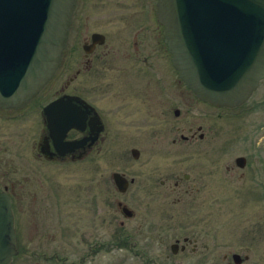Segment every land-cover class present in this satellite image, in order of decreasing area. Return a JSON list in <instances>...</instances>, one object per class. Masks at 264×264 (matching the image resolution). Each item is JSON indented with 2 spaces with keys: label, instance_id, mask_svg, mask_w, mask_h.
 <instances>
[{
  "label": "flooded vegetation",
  "instance_id": "af4514ba",
  "mask_svg": "<svg viewBox=\"0 0 264 264\" xmlns=\"http://www.w3.org/2000/svg\"><path fill=\"white\" fill-rule=\"evenodd\" d=\"M157 3L158 0H77L69 26L66 48L54 78L26 104L18 107L0 106L1 123H18L22 120L27 121L28 118L32 119L30 122L34 125L33 136L36 135L31 142L29 155L26 156L24 149L22 157L24 164L27 161V165L33 169L34 179L30 182L29 179H26L29 176L23 174V178L16 181L15 179L18 178H13L11 170L7 169L11 178H8V175L4 173L1 174L5 184L0 185V190L6 191L11 196L14 214L17 213V190L20 189V203L26 199L27 191L31 192L32 203L36 211H43L45 215H48L49 225L54 229L53 237L55 235L60 243H64L65 239L76 240L74 231L70 229V225H67L64 216L65 204L71 193H73L74 199L79 200L85 206L89 207L91 203L96 206L99 215L98 224L106 223L104 213L106 200L101 198V194L106 196V178L105 173L102 172L101 165L103 164L101 162L105 161L107 150L121 149L124 139L127 140L129 137L132 140L135 139L133 131L125 130L127 119L138 121V116L142 114L149 117L151 102L156 96H162L161 94L168 99L167 104L171 101L177 104L168 108L173 111L175 116H179L182 109L185 110L186 91L191 90L188 89L172 63V54L166 41L164 25L158 20ZM123 8L132 10V13ZM115 16L118 24L116 23L114 26V28L117 27L114 29V33L119 34L118 28H120V32L123 27L131 29V34L127 37L128 45H120L117 48L110 43L108 33L110 31L95 28L96 22H100L106 17ZM126 63L130 66H124ZM107 70H117L119 77L102 78ZM170 72L175 76L173 83L170 81ZM92 75L95 77L91 78ZM63 80V85L61 84L62 86L58 89ZM172 86L173 88H171ZM261 87L262 80L244 104L221 111L232 120L247 117L256 111L259 112L258 117L261 118L262 97L252 100ZM113 89L114 92L116 90V94L108 97V93ZM193 95L196 96L194 93ZM56 100H61L65 105L66 121L56 118L64 110L52 111L50 115L45 110L47 105ZM134 101L141 102H139L140 108L144 106V111L140 114L134 109ZM215 107L219 110L218 106ZM160 111L165 112V109L161 108ZM219 114L221 115V112ZM62 122L67 123L69 128L63 136L61 145L58 146L52 134L51 125L60 129ZM203 129V125L200 124L196 130L190 126L189 135L184 133V129L181 132L182 128H178L177 131L180 132L181 140L184 142H194L198 138L205 139L206 132ZM257 130L256 135L262 137V125ZM129 133L131 135L127 136ZM24 134L26 133L23 132V134L15 136L20 139ZM14 139L11 134L2 133L0 147H3V143H5L6 152L10 151V145L14 144ZM175 142L176 139H174ZM256 144L260 146L262 141H258ZM215 148L217 151L218 148ZM20 149H14L15 154L19 153ZM134 150H137L135 155L133 154ZM215 151L214 153L211 151V157L217 153ZM131 153L135 159H139L141 154L140 150L135 147L131 149ZM5 155L6 153L0 155V163L4 162L7 167L11 166V163L16 165ZM14 157L20 160L18 154ZM14 157L12 158L15 160ZM240 158L243 159L239 160L237 157L240 165H246L247 158L245 156ZM201 164V162L198 164V170L195 172L190 168H184L181 172L182 176L176 175V181L170 190L171 193L178 194L173 204H179L184 209V216L190 213L187 211L189 208H194V217H199L201 215L200 207L203 203L199 199L204 193L202 190L209 186L213 187L210 184L211 179L205 177L209 172L214 175V162L209 167L207 165L202 167ZM16 166L19 168L18 165ZM53 166L59 169L69 167L82 169L86 172L93 170L96 176L93 178L86 176L83 183L76 187L64 185V179H58L57 176L49 174L45 170V168ZM116 172L119 171L112 173V180L118 191L122 194L131 192V197L135 200V208L123 201H117L118 211L122 212L125 217H137L147 212L145 220L147 221L149 217L152 218V212L148 210L155 198L153 190L155 180L148 178L140 183L137 177L129 178L126 173L120 172L127 180L121 189L115 179ZM204 172L207 174L205 175ZM13 180L17 183H13ZM77 181L79 182V180ZM28 182L31 183L29 187H27ZM160 183L161 186L166 187L167 178L160 180ZM132 185H136L137 188H132L130 191ZM164 194L165 198L169 195L167 192ZM145 198L147 199L146 203ZM126 206L129 208L127 211L125 210ZM171 209H165V211L172 213ZM144 210L146 212H143ZM171 217H175V214L173 213ZM94 222L92 221V223ZM89 224L90 222H86L85 226H82L83 228L78 231L79 239L85 246V251L78 256H75L74 252L63 253L59 248H53L50 252L33 249L31 253H28L27 247L21 245L17 229L18 256L28 253L53 264H89L94 262L108 247H114L117 250L126 248L140 264H174V262H165L149 252L143 247L141 240L133 231L122 227L123 222H120L121 228L117 229L115 237L110 239L100 238L102 235L97 233L96 225ZM200 242L199 237L195 235H184L183 243H181V239L177 238L172 245V251L177 253L179 249L187 250L190 245L195 251Z\"/></svg>",
  "mask_w": 264,
  "mask_h": 264
},
{
  "label": "rangeland",
  "instance_id": "374dc122",
  "mask_svg": "<svg viewBox=\"0 0 264 264\" xmlns=\"http://www.w3.org/2000/svg\"><path fill=\"white\" fill-rule=\"evenodd\" d=\"M126 10L132 13V10ZM116 23L118 24L116 16L106 17L100 22H96L95 28L110 31L108 32L110 43L116 48L120 45H128L127 37L131 34V29L123 27L120 32V28H118L119 34H116V32L114 33V29H117V27L114 28ZM124 66L130 65L126 63ZM90 77L93 78L95 75ZM117 77H119L117 70H107L102 76L106 79ZM174 78L175 76L170 72L171 83L174 82ZM64 80L59 81L60 84L58 82V89L63 85ZM176 87L178 88V86ZM112 94H116V90L115 92L114 89L111 90L108 97H111ZM161 95L156 96L151 102L149 117L142 114L138 116V121L127 119L125 130L133 131L135 139L132 140L130 137L127 140L124 139L121 149L107 150L105 161L101 162L103 164L101 165L102 172L105 173L106 178V196L101 194V198L106 200L105 224H98L99 215L96 206L92 203L89 207L85 206L79 200L74 199L73 193H71L65 204L64 216L67 225H70V229L74 231L76 240L65 239L64 243H60L55 235L53 237L54 229L49 225L48 215H45L43 211H36L32 203V193L26 190L28 195L20 203V189L17 190L16 228L20 234L21 245L27 247L28 253H31L33 249L50 252L53 248H59L63 253L74 252V255L78 256L85 251L78 231L85 226L86 222H90L89 225H96L97 233L102 235L100 238L103 239L114 238L117 229L121 228L120 222H123L122 227L133 231L141 240L143 247L165 262H174V264H238L234 261L233 255L239 254L242 257L249 256L247 261L240 264H264V80L262 87L252 98L254 100L262 97L261 118L258 117L259 112L256 111L247 117L232 120L221 111L225 110L224 107H218L219 110H217L215 106L200 101L189 90L186 91L185 110L182 109L181 114L175 116L173 111L168 108L177 104L172 101L167 104L168 99L163 94ZM139 102L134 101V109L138 114L144 111V106L140 108ZM161 108L165 109V112H161ZM218 111L221 112V115ZM30 121L32 119L28 118L27 121L22 120L18 123L0 122V138L2 133L11 134L15 138L14 144L10 145L8 152H6L7 149L3 143V147H0V155L6 153L5 156L13 160L19 167L17 168L11 163L8 168L4 162H1L0 185L5 184L1 174L8 175L9 170L7 169L11 170L13 178H18L15 179L16 181L23 178V174L29 176L26 179H29L30 182L34 179L33 169L27 165V161L24 164L22 159L24 149L26 156L29 155L31 142L36 136H33L34 125ZM200 124L203 125V131L206 132L204 140H200V138L194 142L181 140L178 128H182L181 132L184 129V133L189 135V127L193 126L196 130ZM260 125H262V137L256 135ZM23 132L26 134L18 139L16 136ZM130 135L129 133L127 136ZM174 139H176L175 143ZM258 141H262L260 146L256 144ZM133 147L140 150L139 159L133 157L131 153ZM215 147L218 148L217 151H215ZM17 148H21L17 153L20 160L14 157L17 155L14 149ZM211 151L217 153L211 157ZM242 156L247 158L248 165L246 163L241 166L237 161V157ZM196 162L197 164L194 165ZM198 162L202 163V167L206 165L209 167L214 162V175L211 172L208 174L204 172L205 175L207 174L205 178L211 179L210 184L213 187L209 186L202 190L204 193L199 198L203 201L200 207L201 215L194 217L195 209L189 208L187 211L190 213L184 216V209L179 204H173L178 194L171 193L170 190L174 186L176 175L182 176L181 172L184 168H190L193 172L197 171ZM45 170L49 174L57 176L58 179H64V185L74 187L81 185L86 176L88 178L96 176L93 170L86 172L70 167L59 169L53 166L45 168ZM114 171L124 172L129 178L137 177L140 183L148 178L155 180L153 187L155 198L151 202L150 209H147L152 212L153 217L147 219V221L153 222L152 224L145 220L146 210L143 211L146 213L137 217H125L122 212L118 211L117 201H123L135 208V200L131 197V192L122 194L118 191L112 180ZM7 177L9 178L10 175ZM50 178L52 177L50 176ZM166 178L168 183L166 187H163L160 180ZM15 180L12 182L16 184ZM30 182L27 183V187L30 186ZM33 185L35 186V184ZM132 188L136 189L137 187L132 185L130 191ZM166 192L169 194L167 198L163 196ZM146 200L145 198V203ZM169 208H172V213L165 211ZM173 213L175 217L172 218ZM92 221L95 222L92 223ZM184 235L199 237L201 242L198 249L193 251V246L190 245L187 250L179 249L177 253H173L172 245L177 238L181 239V243H183ZM28 253L17 255L13 264H53ZM89 264L140 263L131 256L126 248L117 250L114 247H108L94 262Z\"/></svg>",
  "mask_w": 264,
  "mask_h": 264
},
{
  "label": "water",
  "instance_id": "95a60500",
  "mask_svg": "<svg viewBox=\"0 0 264 264\" xmlns=\"http://www.w3.org/2000/svg\"><path fill=\"white\" fill-rule=\"evenodd\" d=\"M75 4L0 0L1 106L24 104L52 78ZM158 7L173 63L188 87L218 106L242 104L264 78V0H160ZM115 179L122 189L125 179L119 173ZM17 253L12 201L0 192V264H11Z\"/></svg>",
  "mask_w": 264,
  "mask_h": 264
}]
</instances>
